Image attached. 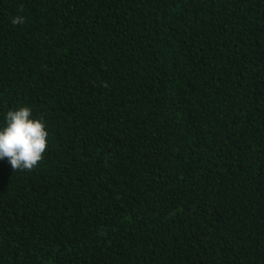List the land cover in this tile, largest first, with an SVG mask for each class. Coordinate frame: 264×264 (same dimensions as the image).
<instances>
[{"label":"trees","instance_id":"obj_1","mask_svg":"<svg viewBox=\"0 0 264 264\" xmlns=\"http://www.w3.org/2000/svg\"><path fill=\"white\" fill-rule=\"evenodd\" d=\"M22 107L48 146L0 159V264H264V0H0Z\"/></svg>","mask_w":264,"mask_h":264},{"label":"clouds","instance_id":"obj_2","mask_svg":"<svg viewBox=\"0 0 264 264\" xmlns=\"http://www.w3.org/2000/svg\"><path fill=\"white\" fill-rule=\"evenodd\" d=\"M14 25L24 23L22 16L12 18ZM29 107L7 112L6 125L0 129V159H7L11 168L33 170L43 159L48 146V132L40 119L30 118Z\"/></svg>","mask_w":264,"mask_h":264}]
</instances>
